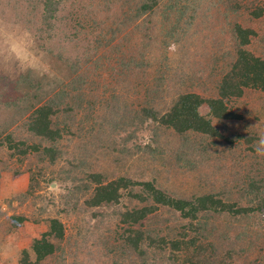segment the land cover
I'll list each match as a JSON object with an SVG mask.
<instances>
[{"label":"rangeland","instance_id":"1","mask_svg":"<svg viewBox=\"0 0 264 264\" xmlns=\"http://www.w3.org/2000/svg\"><path fill=\"white\" fill-rule=\"evenodd\" d=\"M40 1L0 0V129L4 133L23 130L21 123L29 113H25V108L31 102L33 89L22 87L17 81L19 73L30 69L33 76L41 77L44 71L50 69L47 77L43 78V87L50 90V94L61 90V107L67 101L76 102L81 95L72 107V113L74 124L82 127L80 132L83 137L77 139L78 146L72 144L70 147V159L82 149L85 155L82 159L87 161L91 171L108 176L113 171L127 170L130 176L139 179L153 177L172 195L183 198L212 192L228 199L230 196L227 193L233 187L234 190L238 186L249 190V180L255 182L253 191L262 193L264 156L255 152L258 136L264 134L262 92L253 89L245 91L240 98L229 99L228 106L236 116L216 122L220 132L229 136V140L197 132L176 134L154 120L149 113H142L143 106L153 107L159 112L156 115L160 116L176 95L190 90V87L207 97L216 94V84L231 52L226 41L230 14L226 19L221 17L222 0H192L191 9H186L183 15L187 28L184 30L183 25L181 39L175 43L179 50L176 52L173 48L168 51L171 70L167 68L166 78L154 98L149 97L146 85H140L137 74L130 77L128 66L116 61L109 63L107 59L111 52L124 55L126 52L131 57L126 47L122 46V41L131 43L140 33L137 26L139 20H133V11H129L139 0H59V11L51 19L53 29L50 33L53 38L47 43L52 51L54 49L52 56L59 57L53 66L50 60L42 59L44 46H40L42 41L38 38ZM31 2H35L33 7ZM179 2L181 7L189 0H159L155 9L156 21L161 22L166 13L175 12L168 7L169 3L179 5ZM11 3L15 8L12 17L9 16ZM20 5L27 11L22 17H18L16 11ZM71 22L75 23L72 31L68 26ZM259 25L264 26V14L254 22L255 28ZM252 51L264 54V33L263 38L253 45ZM37 65L42 68L39 70ZM88 65L98 72L102 70L104 76L96 81L91 92L83 86L81 91L72 90L69 98L67 89L71 86L67 84ZM181 69L186 72L185 76L178 75ZM89 95L103 97V105H96L95 108L89 105ZM143 101H148V104ZM61 110V113H66ZM208 110L205 103L199 108L202 114L208 113ZM83 113H93L91 119L94 117L95 120L86 124L82 121ZM92 125H95L93 131L88 132ZM79 161H82L81 158L75 160ZM72 165L58 160L57 172L51 176L47 174L42 187L35 193L38 196L28 197L23 203L14 200L12 208L6 201L14 194L25 191L28 172L17 179H12L10 172L1 173L0 264H19L23 248L30 244L32 237L39 235L40 222L50 216L58 217L65 226L62 249L57 252L54 264H112L106 252L109 241L105 243L108 235H104V227H100L97 217L92 216V209H84L80 205L81 199L75 198L74 191L77 190L73 182L78 181V176L77 171L70 167ZM239 196L244 197L245 203L251 201L250 205L255 202L252 195ZM74 201L79 204L77 208L72 206ZM14 214L26 216L21 226L24 232L6 234L10 223L8 218L12 221ZM217 221L220 224L222 219ZM103 222L107 223L108 219ZM172 224H176L174 220ZM227 225H230L228 232L236 229L246 231L252 239L257 236L260 240L264 239V213L250 211L244 218L234 219ZM215 234L214 230L211 231V235Z\"/></svg>","mask_w":264,"mask_h":264},{"label":"trees","instance_id":"2","mask_svg":"<svg viewBox=\"0 0 264 264\" xmlns=\"http://www.w3.org/2000/svg\"><path fill=\"white\" fill-rule=\"evenodd\" d=\"M158 2L159 0H139L129 10L133 11V20H139L137 26L140 30L131 43L122 41V46L126 47L131 57L126 52L125 55L111 52L107 57L109 63L116 61L122 62V66H128L130 77L137 74L140 85L147 86V93L152 98L161 88L167 68L168 71L171 70L168 51L174 48L178 52L179 48L175 43L181 39L183 25L184 30L187 28L183 15L186 9L190 10L192 7V0L181 7L180 2L179 5L169 3L168 7L175 12L166 13L160 19L161 22H157L155 9ZM221 3L224 4L221 10L223 15L220 11L221 17L226 19L230 14L226 41L229 42L228 49L231 52L228 54L225 70L216 84V94L207 97L190 87V90L176 95L160 116L156 115L159 112L153 107H142V113L150 114L154 120L176 134L197 132L229 140V136L222 134L216 125L217 120H230L236 116L228 106L229 99L240 98L245 91L253 89L264 94V54L252 51L253 45L263 38L264 30L261 28L264 29V26L255 28L254 22L264 14V1L222 0ZM34 5L35 2H31V7ZM11 7L12 3L10 9ZM14 9L12 7L10 10V17ZM16 11L18 17L27 13L23 5ZM58 11L59 0L40 1L38 38L42 42L39 44L44 46L42 59L50 60L52 66L53 62L57 64L59 57L52 56L54 49L52 51L47 43L48 39L53 38L50 33L53 29L51 19ZM81 23L83 24V20ZM152 23L159 28L156 29ZM68 26L72 31L75 23L71 22ZM37 68L40 70L42 67L37 65ZM48 70L41 77L33 76L30 69L19 73L17 81L21 82L22 87L26 90L33 89L31 102L24 109L25 113H29H26L24 122L21 123L23 130L4 133L0 129V177L4 171L10 172L12 179L28 172L27 188L6 201L9 207L14 200L23 203L28 197L36 196L35 193L42 187L41 183L46 180L47 174L51 176L57 172L58 160H65L69 165L73 163L70 167L77 171L78 181L73 182V187L77 190L74 191L75 198L81 199L80 205L84 209H92V216L97 217L99 226L104 227V235H108L105 237V243L109 241L106 252L112 264H264V239L260 240L259 236L252 239L246 231L239 232L236 229L228 232L230 225H227L234 219L244 218L250 211L264 213V190L262 193L253 191V180H249V190L242 186H238V189L235 187L234 190L233 187L227 193L230 196L228 199L212 192L183 198L172 195L153 177L139 179L130 176L127 170L119 173L113 171L108 176L91 171L87 161L82 159L85 156L82 149L70 159V147L72 144L78 146L77 139L83 137L80 132L82 127L74 124L72 113V107L81 99V95L79 94L76 102L70 100L61 107V90L50 94V90L43 87V78L47 77ZM101 72L89 65L80 71L67 84L71 86L67 89L69 98L72 90L81 91L83 86L88 87L91 92L96 81L104 76ZM182 74H186L183 69L178 75ZM90 97L91 95L87 100ZM103 101V97L93 95L88 104L95 108L96 105H103ZM143 102L148 104V101ZM204 103L209 110L202 114L199 108ZM61 109L66 113H61ZM92 114L83 113L82 121L86 124L90 120L94 121V117L91 119ZM94 126L88 132L93 131ZM79 158L83 162H75ZM239 195H252L255 202L252 205L249 204L251 201L245 203L244 197ZM77 205V201L72 203L73 208H77ZM11 218L12 221L8 218L10 223L6 234H21V230L24 232L21 226L26 216L14 214ZM105 218L108 219L107 223L103 222ZM219 219H222L220 224L217 221ZM172 220L176 224L173 225ZM39 226H42V229L39 227V235L32 237L30 244L23 248L19 264L56 262L54 259L62 249L65 237L64 223L58 217L50 216L44 218ZM213 230L215 236L211 235ZM226 234L231 236L227 235L226 240L222 241Z\"/></svg>","mask_w":264,"mask_h":264},{"label":"clouds","instance_id":"3","mask_svg":"<svg viewBox=\"0 0 264 264\" xmlns=\"http://www.w3.org/2000/svg\"><path fill=\"white\" fill-rule=\"evenodd\" d=\"M255 152L259 156H264V134H260L255 144Z\"/></svg>","mask_w":264,"mask_h":264}]
</instances>
